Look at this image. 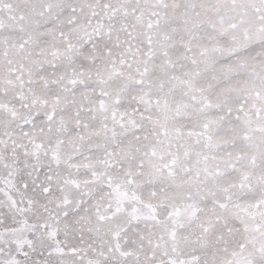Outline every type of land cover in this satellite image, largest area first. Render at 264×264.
<instances>
[{
	"label": "snow or ice",
	"instance_id": "snow-or-ice-1",
	"mask_svg": "<svg viewBox=\"0 0 264 264\" xmlns=\"http://www.w3.org/2000/svg\"><path fill=\"white\" fill-rule=\"evenodd\" d=\"M0 264H264V0H0Z\"/></svg>",
	"mask_w": 264,
	"mask_h": 264
}]
</instances>
